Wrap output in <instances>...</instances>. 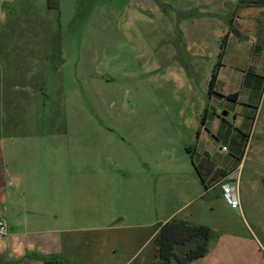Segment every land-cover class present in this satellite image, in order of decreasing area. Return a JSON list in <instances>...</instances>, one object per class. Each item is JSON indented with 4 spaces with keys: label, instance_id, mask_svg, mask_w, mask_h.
<instances>
[{
    "label": "crops",
    "instance_id": "crops-1",
    "mask_svg": "<svg viewBox=\"0 0 264 264\" xmlns=\"http://www.w3.org/2000/svg\"><path fill=\"white\" fill-rule=\"evenodd\" d=\"M122 1L114 0V8L130 10L132 5L150 4V0H125L120 8ZM18 4L19 0H0V35L7 28L8 10ZM163 6L160 3L156 9L162 19H167L171 32L163 41L175 43L170 62L153 59L143 68L165 75L166 83L187 89L190 97H178V93L173 96L168 89L169 97L164 93L155 101L162 112L158 116L134 113V103L126 105L131 114L97 115L99 126L93 137L81 131L74 135L67 129L53 136L19 131L21 120L17 115L10 117L7 127L4 106L14 109V97L21 89L31 88L21 84L24 73L18 68L15 82L6 77L5 59L11 52L7 46L12 41L5 38L0 43V221L8 229L5 236H0V264H46L49 259L62 261L59 264H134L152 248L161 227L173 219L220 233L206 257L189 264H248L244 255L247 248L253 252L256 245H244L241 236L227 241L232 227L217 207L221 196L231 203L224 195L225 183L246 203L264 196V173L253 166L254 170L244 175L248 157L236 169L234 154L219 153L213 159L221 120L215 115L209 117L208 98L236 94L232 100H239L238 93L218 91L225 65L233 70L240 66L228 49L212 95L210 80L222 40L227 36L228 42L232 35L246 39L256 24L251 27L252 21L247 23L243 31L239 20L242 16L251 19V10L264 8V0H174L169 13ZM135 13L150 20L146 12ZM135 19L126 22L130 25ZM257 35L264 42L261 28ZM16 42L22 49L20 58L45 59L41 71L50 81L48 91L55 84L54 48L44 45L48 50L39 54L37 46L30 44L39 42L33 34L16 38ZM150 52L152 56L155 53ZM183 55L191 66L182 64ZM206 59L210 64L203 92L198 94L199 83L188 74L197 75L198 64ZM38 97L39 92L33 94V98ZM234 118L239 119L240 113L236 112ZM240 142H235V154ZM259 143L254 147L260 154L263 148ZM173 264L178 263L174 260ZM249 264L258 261L250 258Z\"/></svg>",
    "mask_w": 264,
    "mask_h": 264
},
{
    "label": "rangeland",
    "instance_id": "rangeland-1",
    "mask_svg": "<svg viewBox=\"0 0 264 264\" xmlns=\"http://www.w3.org/2000/svg\"><path fill=\"white\" fill-rule=\"evenodd\" d=\"M125 2H119V7ZM149 2L151 5L146 2L142 7L132 5L130 10H118L114 8V0H19L18 6L8 10L10 18L6 31L0 35V43L5 38L12 41L7 46L11 52L8 55L10 59H5L6 77L15 82L18 75L14 72L18 68L24 73L21 75V84L28 85L31 90H20L14 97V109L7 104L4 106L7 127L11 125L10 117L17 115L21 120L19 131L53 136L67 129L70 133H76L74 135L81 131L93 137L99 126L95 120L97 115L131 114V109L126 107L131 103L135 105L134 113L161 115L155 101L163 97L164 93V97H169L168 89L173 96L178 93V97L189 98L187 89L181 90L173 83H166L165 75L148 73L143 68V65L158 58L169 63L168 58L175 44L163 41L164 37L171 36V32L167 19H162L156 9L162 3L168 13L172 12L170 8H174V0ZM26 4L32 6L26 7ZM58 4L61 5L59 9ZM136 11L146 12L150 20H143ZM251 11V19L242 16L238 26L245 31L247 23L251 24L252 21L251 27L256 24L253 27L255 30L249 32L246 39L232 35L225 48L233 58H237L235 60L240 61L239 69L233 70L230 65H225L218 88L223 94L238 93L240 98L238 101L218 95L208 98L209 117L215 115L221 120L218 136H215L213 159L219 153L235 155L236 169L248 157L244 175L253 171L254 167L264 173V42H260L256 36L260 28L264 31V8ZM130 18L136 19L128 25L126 20ZM32 34L38 36L39 42L30 44L37 46L35 50L39 54L51 47L55 51V84L48 91L46 89L50 81L47 74L41 71L45 69V59L31 56L20 58L22 49L17 42L15 45L16 38ZM150 51L155 52L153 56ZM180 60L184 66H191L186 55ZM209 64L208 59L200 62L197 75H192L187 69L189 78L194 80L195 76V81L199 83L198 94L203 92L202 84L206 80ZM31 71H34L32 75ZM48 77L51 78V75L48 74ZM42 81L46 85L43 86ZM162 84L167 88H163ZM32 87L34 93L39 92L40 99L33 98ZM43 92L48 94L47 98ZM236 112L240 113L239 119L234 118ZM209 128L212 130L211 125ZM239 139L241 142L235 154V142ZM258 142L263 148L260 154L255 152L254 147ZM261 180L264 184V176ZM221 198L217 209H220L221 214L224 213V220L227 218L232 227L231 235L226 240L235 241V236H241L244 245H256L253 252L247 248L244 257L248 264L250 258L258 261V264H264V196L246 203L235 192L230 204L223 196ZM219 236L220 233L212 232L210 245ZM155 263L153 246L134 262Z\"/></svg>",
    "mask_w": 264,
    "mask_h": 264
},
{
    "label": "trees",
    "instance_id": "trees-1",
    "mask_svg": "<svg viewBox=\"0 0 264 264\" xmlns=\"http://www.w3.org/2000/svg\"><path fill=\"white\" fill-rule=\"evenodd\" d=\"M227 38L226 36L221 44L219 61L210 80L209 94L214 93L218 70L222 66V59L227 46ZM226 98L232 100L237 98V95H229ZM206 113L202 118L203 125H205ZM211 237V230L205 226L193 225L176 219L168 221L161 227L153 242L156 257L155 264H173L174 260L178 264H189L200 260L209 253ZM61 262L57 259H49L46 264H59Z\"/></svg>",
    "mask_w": 264,
    "mask_h": 264
},
{
    "label": "built area",
    "instance_id": "built-area-1",
    "mask_svg": "<svg viewBox=\"0 0 264 264\" xmlns=\"http://www.w3.org/2000/svg\"><path fill=\"white\" fill-rule=\"evenodd\" d=\"M223 189H224V195L225 197L232 202L233 201V196H234V191L233 188L231 187V185L229 183H225L223 185ZM233 206H235V204H232ZM8 232L7 229V225L4 221H0V236H5Z\"/></svg>",
    "mask_w": 264,
    "mask_h": 264
}]
</instances>
